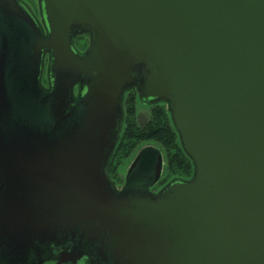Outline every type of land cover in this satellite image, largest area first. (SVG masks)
I'll return each instance as SVG.
<instances>
[{
    "label": "water",
    "instance_id": "95a60500",
    "mask_svg": "<svg viewBox=\"0 0 264 264\" xmlns=\"http://www.w3.org/2000/svg\"><path fill=\"white\" fill-rule=\"evenodd\" d=\"M39 5L46 34L22 0H0V139L13 140L1 146L0 264L91 252L92 264H264V0ZM76 32L91 33L84 54ZM134 84L169 103L194 162L158 193L156 147L121 193L105 176Z\"/></svg>",
    "mask_w": 264,
    "mask_h": 264
},
{
    "label": "trees",
    "instance_id": "16d2710c",
    "mask_svg": "<svg viewBox=\"0 0 264 264\" xmlns=\"http://www.w3.org/2000/svg\"><path fill=\"white\" fill-rule=\"evenodd\" d=\"M138 98L140 97L135 89L127 94L125 127L110 160L112 174L117 177L119 166L136 152L139 153L147 147H156L167 161L166 166L163 163V181L171 177L191 178L195 171L194 162L182 146L171 117L169 103L165 101L152 103L150 117L141 125L136 106ZM143 143L152 144L141 146Z\"/></svg>",
    "mask_w": 264,
    "mask_h": 264
},
{
    "label": "flooded vegetation",
    "instance_id": "af4514ba",
    "mask_svg": "<svg viewBox=\"0 0 264 264\" xmlns=\"http://www.w3.org/2000/svg\"><path fill=\"white\" fill-rule=\"evenodd\" d=\"M25 5L29 8H31V10L33 11V13L36 15L37 19L39 20V22L43 25V28H44V32L45 34L47 33V29L46 27L44 26L43 24V20H42V16H41V12L39 10V13L37 14L35 12V10L27 3L26 0H22ZM78 36H88V38H90V41H91V33L89 32H76L74 34V50L77 52V53H82L84 54L87 49H88V46H89V43L85 46H82L80 43L76 42V39ZM50 54L47 53L45 54L44 58H43V65L41 67L42 69V74H41V82L43 84L44 87L46 88H49L50 85H51V80H50ZM135 89L138 93V88L137 86L134 84L132 87L128 88L125 92V94H128L129 91ZM83 91V87H82V84L81 83H77L75 84L74 86V93H73V98L74 99H77L80 95V93ZM139 95V93H138ZM127 97V95H126ZM126 97L123 99V106H125V102H126ZM143 101V100H142ZM144 103L146 104H152V103H155V101H149V102H145L143 101ZM124 119V117H123ZM123 119H122V124H123ZM122 127L121 126V130H122ZM4 132H8V133H13V130L12 128H7V127H4L3 128ZM122 131H120V135H119V138H118V141L116 143V146L114 148V151L115 149L117 148L118 146V143H119V140H120V137H121V134ZM10 140L12 139H4V140H1L0 139V161L2 162L3 160L6 161L7 158H11V156H8L6 154H2L1 151H2V142H11ZM13 141V140H12ZM113 151V153H114ZM112 154H110L107 159L105 160V163H104V171H105V176H106V179L108 180V183L109 185L115 190V192L117 193H121L123 190L126 189L127 185H126V177L124 178V180L122 181V179L118 180L116 179V177H114V175L112 174L111 172V169H110V160H111V157H112ZM138 154V153H137ZM163 175L161 174V177L160 179L158 180V182L156 184H154L153 186L150 187V191L152 193H158L163 187L167 186L168 184L172 183V182H175V181H179V180H186V178H183V177H179V178H176V177H171L169 178L168 180L166 181H163ZM72 245V244H71ZM97 253H84V254H80V255H73V254H67V258L66 260H63L64 262L60 263V264H92V261L95 260L97 258ZM59 256V254H57ZM58 260H47L46 262H44L43 264L45 263H50V264H56L58 263L57 262ZM101 261V260H100ZM105 263V262H103Z\"/></svg>",
    "mask_w": 264,
    "mask_h": 264
},
{
    "label": "rangeland",
    "instance_id": "374dc122",
    "mask_svg": "<svg viewBox=\"0 0 264 264\" xmlns=\"http://www.w3.org/2000/svg\"><path fill=\"white\" fill-rule=\"evenodd\" d=\"M27 3L35 10V12L38 14L39 13V10H40V5H39V2L40 0H26ZM26 35H24V38H25ZM76 42L80 43L82 46H85L89 43H91L90 41V38H88V36H78L77 39H76ZM19 92L15 93V96H18V99H21L22 98V95L19 94ZM127 94L124 95V98L126 97ZM136 106H137V112H138V120H139V123L141 125L145 124L146 121L149 119L150 117V111H151V107L152 105L151 104H146L144 103L140 98H138L136 100ZM122 110H123V124H122V133H123V130H124V127H125V106H122ZM121 133V134H122ZM148 144H152V143H143L141 146H146ZM137 153L136 152L135 154H133L131 157L127 158L118 168L117 170V177L116 179L120 180L122 179V181L124 180V178L126 177L127 173H128V170L130 168V166L132 165L134 159L136 158L137 156ZM164 166H166V158L164 157ZM45 264H50V263H45Z\"/></svg>",
    "mask_w": 264,
    "mask_h": 264
}]
</instances>
